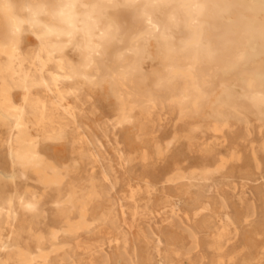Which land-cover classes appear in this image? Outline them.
Returning a JSON list of instances; mask_svg holds the SVG:
<instances>
[{"label": "bare ground", "instance_id": "obj_1", "mask_svg": "<svg viewBox=\"0 0 264 264\" xmlns=\"http://www.w3.org/2000/svg\"><path fill=\"white\" fill-rule=\"evenodd\" d=\"M111 3L0 14V264H264V0Z\"/></svg>", "mask_w": 264, "mask_h": 264}, {"label": "clouds", "instance_id": "obj_2", "mask_svg": "<svg viewBox=\"0 0 264 264\" xmlns=\"http://www.w3.org/2000/svg\"><path fill=\"white\" fill-rule=\"evenodd\" d=\"M118 6L123 5L111 3V0H52L50 3L10 0L0 8V14L15 36H22L27 25L44 28L48 36L78 37L85 47H92L97 38L102 41L111 38L108 31L98 36V25L107 13ZM41 17H49L54 23L47 24Z\"/></svg>", "mask_w": 264, "mask_h": 264}, {"label": "rangeland", "instance_id": "obj_3", "mask_svg": "<svg viewBox=\"0 0 264 264\" xmlns=\"http://www.w3.org/2000/svg\"><path fill=\"white\" fill-rule=\"evenodd\" d=\"M32 41V40H31ZM102 113L103 114H108L109 113V110L108 109H102ZM171 128H166L165 129V131L164 132H162V133H160V136L162 137V139H164V138H167L168 136H170L171 135ZM159 135V134H158ZM123 139V138H122ZM127 148H130L131 150H135V149H139V148H141V146H140V143H138V142H130V144H128V147ZM110 150V149H109ZM110 153H111V150H110ZM166 169H167V166H163V167H161V168H157V171H155L156 173H161V172H165L166 171ZM136 170L139 172V173H141V166L137 163L136 164ZM154 171V169H150V171ZM136 177V176H135ZM263 241V240H262ZM260 242H261V240H260Z\"/></svg>", "mask_w": 264, "mask_h": 264}]
</instances>
